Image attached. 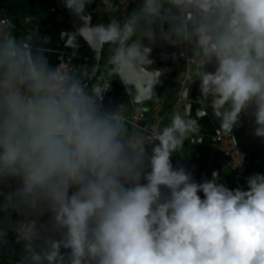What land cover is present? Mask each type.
<instances>
[{
	"label": "clouds",
	"instance_id": "9594fccd",
	"mask_svg": "<svg viewBox=\"0 0 264 264\" xmlns=\"http://www.w3.org/2000/svg\"><path fill=\"white\" fill-rule=\"evenodd\" d=\"M61 2L82 22L64 48L76 55L82 38L98 65L52 66L48 38L0 28V254L15 253L11 233L13 264H264V173L196 181L172 162L200 137L187 108L150 130L127 119L130 102L158 97L143 41L159 38L183 48L201 108L235 147L244 116L264 140V0H131L130 12L102 0L109 22L95 26L93 0ZM114 79L129 99L106 108Z\"/></svg>",
	"mask_w": 264,
	"mask_h": 264
},
{
	"label": "crops",
	"instance_id": "0c3cea01",
	"mask_svg": "<svg viewBox=\"0 0 264 264\" xmlns=\"http://www.w3.org/2000/svg\"><path fill=\"white\" fill-rule=\"evenodd\" d=\"M136 3L138 4L139 0H136ZM67 10L63 7L61 0H0V19L6 20L14 35L18 36L21 31L31 33L37 28L41 42L48 38V43L44 47L47 49L52 66L70 60L74 65L85 66L87 69V66L93 65V53L89 47L79 39L80 47L75 55L73 50L64 48L66 37L64 39L60 37L62 32L75 31L70 23ZM90 12L94 22L104 24L109 22L108 14L102 10V0H97L95 9L90 8ZM144 42L147 40L145 39ZM169 47L163 43V46H159L155 53ZM61 56H64L65 61L59 59ZM156 67L166 68L168 66L157 65ZM176 68L178 70L173 75L160 78L164 85L155 89L158 97L144 105L142 112L145 113V119L139 123H144L147 128H150L159 121V126L163 127L170 122L172 108L178 106L181 111H184L185 102L191 103L190 115L198 119L201 128L200 137H195L198 140L196 145H193L189 139L185 141V146L179 153H174L172 157L174 167H185L196 181L204 177L211 179V173L214 170L218 171L221 174V182L226 183L230 188L245 185V177L253 173H264V140L255 137L252 133L254 127H246L243 118L242 125L233 129V135L237 138V145L248 154L249 163L242 176L232 170L229 160L217 151L216 133H223L218 121L216 122L210 108L207 110L201 108L197 99L200 95L199 82L192 84L191 81H186L188 75L186 66L181 65ZM111 82L115 89L107 101L106 108L115 109L120 104L127 103L129 97L125 94L124 87L119 80L114 79ZM185 86H188V91L186 100H183L182 91ZM198 109H201L204 115L198 117L196 114ZM136 113V105L130 102L127 112L129 122ZM200 139L203 143L199 141ZM14 218L18 219L15 215ZM9 240L15 253L6 249L0 257V264H13L19 259L20 245L15 244L11 233Z\"/></svg>",
	"mask_w": 264,
	"mask_h": 264
},
{
	"label": "built area",
	"instance_id": "2783aa9c",
	"mask_svg": "<svg viewBox=\"0 0 264 264\" xmlns=\"http://www.w3.org/2000/svg\"><path fill=\"white\" fill-rule=\"evenodd\" d=\"M127 11H131V0L129 7ZM123 12L115 13L114 15L120 16ZM9 28L8 23L4 19H0V28ZM183 51L182 47H173L170 46L168 49H161L157 51L152 59H154L155 63L153 66L161 65V66H168V67H178V66H186L189 68L188 63L186 62V59L184 56L181 55V52ZM60 67H67V62H61L59 63ZM115 86L111 82V88L108 92L105 93V99H104V106L107 107V101L114 91ZM145 119V113L144 112H137L131 119V124H139ZM151 127L149 128V130ZM216 142H217V151L222 156L226 157L229 160V164L232 168V170L239 176H242L248 166L249 163V157L246 151L242 148H240L238 145L236 147L233 145L231 137L228 135H225L221 132L216 133ZM148 153L150 155L151 153V146H148ZM243 159V160H242ZM242 161V164L238 166ZM238 166V167H237ZM2 254H0L1 257Z\"/></svg>",
	"mask_w": 264,
	"mask_h": 264
},
{
	"label": "water",
	"instance_id": "95a60500",
	"mask_svg": "<svg viewBox=\"0 0 264 264\" xmlns=\"http://www.w3.org/2000/svg\"><path fill=\"white\" fill-rule=\"evenodd\" d=\"M96 4H97V0H93V3L91 4L90 8H92V9L94 8V9H95ZM90 8H89V12H90ZM90 13H91V12H90ZM67 15H68V17H69V20H70V23H71L73 29H74V30L78 29V28L81 26V24H82L81 20H80L77 16L73 15L72 12H70L69 10H67ZM92 24H93L94 26H95L96 24H98V23L94 22L93 17H92ZM37 31H38L37 28H36L33 32H31V33H30V32H26V33H24L23 31H21V32H19L20 34H19L18 36H29V35H32V34L34 33V34H35V40H39V41H41V38L38 36ZM81 40H82V41L88 46V44H87L82 38H81ZM143 42H144V41H143ZM144 44H145L146 46H149V47L152 48V52H151V54H150V56H151V58H152V57L154 56V54H155L156 49H157L159 46H163V41H161V40L158 38L155 42H149V41H147V42H144ZM88 47H89V46H88ZM89 49H90V48H89ZM90 51L93 53V65H98V64L100 63V61L96 58V53L93 52L91 49H90ZM156 69H159V70L162 71V76H161V77H164V76H166V75H169V76H170V75H173V74L178 70L176 67L158 68V67L153 66V65H151L150 68H149V70H156ZM186 81H187V82L189 81V80H187V76H186ZM163 85H164V83H163V82H160V83L156 86V88L162 87ZM187 91H188V86H185V87L183 88V91H182V99H183V100H186V97H187ZM133 104H134V103H133ZM185 108H187V110H188L189 113H190V111H191V103H190L189 101H186V102H185V104H184V110H185ZM177 109L181 111V108L178 107V106H176V107H174V108H172V109L170 110V114H171V112L176 111ZM196 114H197L198 117L204 115V113L202 112L201 109H198V110L196 111ZM242 118L244 119V125H245L246 127H252V126H253V122L251 121V119H250L249 117L244 116V117H242ZM141 125H145V124L142 123ZM252 133L254 134V131H253Z\"/></svg>",
	"mask_w": 264,
	"mask_h": 264
}]
</instances>
